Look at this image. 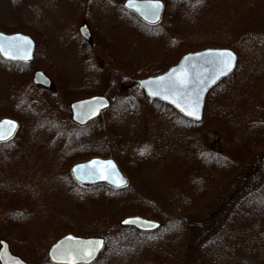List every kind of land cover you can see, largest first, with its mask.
<instances>
[{"label":"rangeland","instance_id":"obj_1","mask_svg":"<svg viewBox=\"0 0 264 264\" xmlns=\"http://www.w3.org/2000/svg\"><path fill=\"white\" fill-rule=\"evenodd\" d=\"M125 1L0 0V30L25 32L37 41L39 57L29 66L32 73L38 68L50 73L60 95L62 88H70L67 83H71L77 86L73 90H77L75 93L80 97L97 94L111 100L102 119L95 120L98 122L82 131L67 120L70 114L57 111L53 97L58 99L60 95L48 94L44 99L51 102L54 112L50 116L42 112L48 109L45 105L30 117L25 116L16 137L0 146V197L9 201L0 205V240L8 241L15 254L22 256L16 252V247L22 244L21 231L39 232L43 243L65 233L103 236L106 229L93 215V205L78 206L77 197L72 198L70 194L73 187L70 167L74 159L89 157L94 150H100L104 156L111 154V148L117 145L116 134L121 132L120 128L123 134L131 131V127L141 133L137 146L145 142L144 150L154 142L158 132L168 141V146L176 143L181 158L177 157L171 164L175 167L177 163L175 170L181 175H185L190 164L187 161L194 160L203 151L201 148L222 143L223 138L215 131L202 136L194 132L198 130L185 129L187 123L183 120L179 122L182 128L169 126V117L160 116L158 112L157 118L144 117V121H148L144 129L141 120L129 112L126 95L131 86L142 90L137 83L139 79L164 72L179 61L183 50L188 53L210 47L235 49L242 55V67L228 82L230 91L226 95L238 108L251 94H254L253 103L262 101L256 110L264 106V0H164L163 18L156 26L132 15L133 12L124 7ZM167 3L171 12L166 10ZM84 22L92 30L91 38L83 39L79 34V26ZM1 63L0 60V117L13 114L16 109L35 112L32 107L39 103L35 104L33 97L40 92L30 83L32 77V81L20 79L19 72ZM63 98L67 101L65 96ZM136 118L140 123H135ZM185 119L192 122V119ZM108 133L115 137L110 138ZM242 169L214 187L194 208L193 220H197L196 216L198 222L203 223L196 225L197 235L193 238L187 233L182 235L181 245L185 247L177 252L173 264H259L262 261L264 264V236L261 232L258 234L264 231V209L258 210V216L247 218L241 202L234 207L241 199L243 203L247 193H251V197L256 192L264 195V191H258L264 185V173L257 180H251L252 186H248L247 175ZM185 185L182 184L184 193L178 189L179 198L189 194ZM240 188L243 190L237 192ZM234 191L238 197L233 203L223 200ZM212 206L217 207L216 215L210 214ZM143 216L154 218L151 214ZM107 219L105 222L109 224L111 219ZM7 221L15 230L10 238L4 232ZM209 221L214 225L207 226ZM98 225L100 230L93 231ZM214 231L219 232L222 239L221 236L216 238L219 234L210 239ZM255 232L256 238L249 241ZM122 236L125 235L122 233ZM153 237L157 236L152 232L144 242L136 244L145 264L156 262L152 252L145 248ZM187 240L197 249L186 252L190 249ZM49 246L45 252L47 258ZM31 255L34 258L36 253L31 252Z\"/></svg>","mask_w":264,"mask_h":264},{"label":"trees","instance_id":"obj_2","mask_svg":"<svg viewBox=\"0 0 264 264\" xmlns=\"http://www.w3.org/2000/svg\"><path fill=\"white\" fill-rule=\"evenodd\" d=\"M166 10L167 12H171L168 3ZM166 18L167 14L164 19ZM254 25L255 24H253V26ZM184 52L185 50H183L180 55H183ZM38 55L37 49L35 60L32 63H36V59L39 57ZM239 56V63L235 72L213 88L208 94L204 116L201 122L187 121L170 106L158 100L148 98L146 94L136 86L135 88L131 86V90L128 91L127 95L125 94L128 100L129 112L141 120L144 129H146L148 123V121H144V117L146 115L155 117L158 112L160 116L166 115L169 117V126H180V128H182L181 126L183 124H179V122L182 123L181 121L183 120L187 123L184 127L187 130H198L194 132L200 133L202 136L204 133L213 130L223 138V140L221 139L222 143H218L219 145L211 146L207 144L205 147L201 148L203 151L197 154L194 160L189 161V158H187V163L190 164L187 170H185V175L177 173L178 171L175 170L177 163L175 167L171 164L177 157L181 158V153L176 143L172 146H168V141L158 132L154 136V142L152 141V143L148 145V149L144 150L146 147L142 146L145 142H142L140 147H138L139 143L137 142L139 137H142L140 136L141 133L135 131L132 127L129 129L131 131L126 134H123V129L120 128L121 132L116 134V138L118 137L117 145L115 148H111V154L104 156V153L100 150H94L95 153H90L89 157L83 156L72 161V164H74L79 160H85L94 155L113 157L118 161L121 169L129 178V185L123 189H115L105 183L79 185L75 183L73 179L70 181L73 186L70 194L72 198H75V196L77 197V205L81 207L88 206L89 204L93 205V215L97 217L98 221H100L102 226L106 229V232L103 234L107 241L106 249L100 259L94 264H145V260H143L141 253H139V247L136 244L144 242L148 234L140 233L132 228H123L118 225L121 217L135 214H151L154 218L162 222L160 230L155 232L158 238L153 237V240H150L145 248L146 251L148 249L150 250H148L149 253L152 252L151 255L156 260L153 264H173L177 252L185 247L184 244L183 246L181 245V242L183 243L182 235L187 233V235L190 234L193 238L194 235H197L196 225H199L201 222L203 223V221L200 220L198 222V217L196 216L194 217L197 220H193L192 211L194 208L196 209L198 203L202 201L214 187L243 167L242 170H244L246 173L244 174L247 175L245 181L247 178L248 186L251 184V180H257L262 176V173H264V106L256 110V107L260 105L262 101L260 103H253L251 99L254 94H251L244 98L243 103L242 101L239 103L240 107L238 108L231 103L233 99L226 95L230 91L228 82L233 80L238 74V70L242 67V55L239 53ZM1 62L2 66L10 67L12 71L19 72L20 79L28 78L31 80L32 72L29 66L32 63H9L3 60H1ZM88 71H90V69ZM159 72L160 71L157 73ZM48 74L50 75V73ZM254 78L257 79V76ZM17 81L18 79L15 80V83ZM30 83L32 84V82ZM54 83V86H57L55 80ZM67 86L72 89L65 87L67 89L62 88L61 90L67 100H71V98H75L76 96H81L75 93L77 90H73V88L77 86L71 83H67ZM33 87L40 92L39 95L33 97V100L36 101L35 104L39 103L37 106L32 107L35 108V112H26L28 111L26 108L22 110L16 109V112L9 116L17 118L22 122L23 119L30 117V115H33L36 111L39 112L42 107L45 108V105H47L48 109L42 112H48V116L54 112L52 111L54 108H51V102L45 100L48 94L44 95L41 88L39 89L34 85ZM73 94L75 95L72 96ZM101 119L102 117L99 118L98 121ZM67 120L71 122L69 119ZM134 120L136 124L140 123L137 118ZM98 121L89 124L87 127L93 126ZM189 123L191 125H188ZM76 127L82 131L88 129L87 127ZM108 136H110V138L115 137L110 134ZM82 140L88 143V141H86L87 139L83 138ZM0 146H4V144ZM119 148L120 150H118ZM87 149L86 151H88ZM178 163L182 165V162ZM260 166L263 170L261 168L259 169ZM183 183H186L185 186L189 194L179 198L177 192L179 190L182 193L185 192V188L182 186ZM245 187L246 183L243 188ZM243 188L236 191L239 192L241 189L243 190ZM258 191H264V185H262ZM235 193L234 191L228 194L223 200L233 203L236 197H238ZM189 195H191V197H189ZM3 199L4 198L0 197V205L2 206L6 205V202H9ZM241 200L234 207H237V205L240 206L239 204L241 202L244 208V214H246L247 218L258 216L260 214V209H264L263 194H257L256 192L251 197V193H247L246 196H243V203ZM212 207L213 208L210 207V214L216 215L217 207ZM84 211L88 212L89 210ZM107 218L111 219L109 224L105 222ZM14 221L16 222L15 219ZM209 225H214V223L209 221L207 226ZM99 230L100 228L98 225L93 231ZM13 231L15 230L10 227L9 223L4 228L5 235L9 238L14 236ZM214 232L215 233L210 236V239L217 236L216 234H219L216 238L221 236L219 232ZM260 232L264 236V231H259L258 234ZM38 233L21 231L22 244L16 247V252L28 259L31 264H52L48 260L45 252L47 246L49 244L51 245L57 237H53L51 242L43 243ZM122 233L125 235L124 237ZM87 234L91 235L93 233ZM256 235L257 232L251 235L250 237L252 239L249 241L254 240ZM188 241L189 240H187V243ZM246 242H248V240H246ZM187 246L190 247V249L186 250V252L195 250L194 248H196L190 242ZM31 252L36 253V256L33 255L34 258H32ZM202 252L204 253V250ZM262 259L264 260V257ZM259 264H263V261L259 262Z\"/></svg>","mask_w":264,"mask_h":264},{"label":"water","instance_id":"obj_3","mask_svg":"<svg viewBox=\"0 0 264 264\" xmlns=\"http://www.w3.org/2000/svg\"><path fill=\"white\" fill-rule=\"evenodd\" d=\"M132 2L140 9L139 11H137V7L128 6L129 0H126L125 7L136 13L145 22L158 24L162 20L163 0H160L158 19L151 15L149 7L155 0H132ZM145 16L148 18L145 19ZM80 33L85 37L89 33V29L82 26ZM35 47V41L30 35L20 32L6 33L0 30V49H2L0 55L6 60L30 62L34 59ZM224 51L231 53V58L228 59L230 70L225 69V74L222 75L220 66L214 61L219 53ZM237 62L238 54L232 48H205L184 54L178 63L166 71L139 79L138 83L148 97L167 103L189 119L200 121L203 118L207 95L234 72ZM158 77L165 79L158 81ZM34 78L40 85L49 86L51 84L49 77L42 71L35 72ZM181 80L185 82L183 85L177 83V87H170V81L179 82ZM145 81L149 83H142ZM153 92L159 94L153 95ZM197 98L199 99L198 118L187 114L188 111L193 110ZM173 100L176 102L173 103ZM110 106V100L100 95L77 100L71 104L72 119L80 125H86L100 117ZM4 121L14 122V125L0 124V132L6 136V139L0 140V142L13 138L19 128V122L15 119L9 117L0 119V122ZM109 161L111 165L107 163ZM70 172L72 178L79 184L104 182L115 188H123L128 184V178L113 158L95 156L74 164ZM125 221L133 222L126 223ZM120 225L134 227L142 232H154L161 227L159 221L141 215L127 216L121 220ZM105 246L106 240L103 237H81L68 233L51 245L48 257L54 264H92L99 258ZM0 264H29V262L14 254L7 241L0 240Z\"/></svg>","mask_w":264,"mask_h":264},{"label":"snow or ice","instance_id":"obj_4","mask_svg":"<svg viewBox=\"0 0 264 264\" xmlns=\"http://www.w3.org/2000/svg\"><path fill=\"white\" fill-rule=\"evenodd\" d=\"M129 7H137L133 2L132 0H129V4H128ZM150 9H151V15L153 17H155L156 19H158V10L159 8L161 7V4H160V0H155L154 3H151L149 5ZM140 9L137 7V11H139ZM148 16H145V19H147ZM26 39V38H25ZM2 50V49H0ZM231 58V53L229 52H221L219 53L217 59L214 61L218 66H220L221 68V74H225V69L227 70H230V68L228 67V59ZM165 78L164 77H158L157 80L158 81H163ZM144 84H148L149 82L145 81V82H142ZM177 83H179V85H183L185 82L183 80L179 81V82H176V81H170V87L172 88H175L177 87ZM153 95H158L159 93L158 92H153L152 93ZM167 98V97H165ZM176 101L173 100V103H175ZM179 106V105H177ZM198 108H199V99L197 98V100L195 101V105L193 107V110L191 111H188L187 114L190 115V116H196L198 118ZM183 110V109H182ZM3 123H7V124H10V125H14V122H11V121H4V122H0V124H3ZM3 139H6V136L0 132V140H3ZM95 163V162H94ZM109 165H111V162H107ZM138 219V218H137ZM126 223H130V222H133V221H125ZM97 243H101V242H97ZM89 256L91 255L90 253L88 254Z\"/></svg>","mask_w":264,"mask_h":264},{"label":"flooded vegetation","instance_id":"obj_5","mask_svg":"<svg viewBox=\"0 0 264 264\" xmlns=\"http://www.w3.org/2000/svg\"><path fill=\"white\" fill-rule=\"evenodd\" d=\"M80 32V31H79ZM81 34V33H80ZM93 35V33H92V31L90 30V35H89V33L86 35V37L87 36H92ZM42 68V67H41ZM39 69V68H38ZM37 71V69L32 73L33 74V77H32V79H34V82H32V85H34V86H37V87H40L41 89H42V91H43V93H46V94H49V95H51V96H57V95H60V94H58V92H59V89H58V87L57 86H54V77L53 76H51L50 75V77L52 78L51 79V84L49 85V86H43V85H39L36 81H35V78H34V74H35V72ZM63 96H64V94L63 93H61V95L58 97V99H57V97H53L54 98V100H55V102H56V107H57V111L58 112H64V111H66L68 114H70L71 115V113H70V109H71V103H72V101H75V100H78L79 98H82V97H80V96H76L75 98H71V100H67V101H65L64 100V98H63ZM70 97V96H69ZM66 98V97H65ZM66 102H64V101ZM63 103H65L64 105H62ZM54 117V116H53ZM9 141H11V140H9ZM9 141H7V142H3V143H1L2 145L3 144H7Z\"/></svg>","mask_w":264,"mask_h":264}]
</instances>
